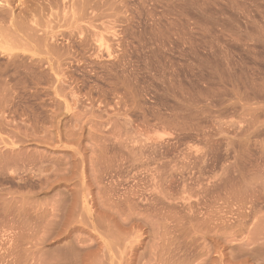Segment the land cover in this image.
Masks as SVG:
<instances>
[{"label":"rangeland","instance_id":"374dc122","mask_svg":"<svg viewBox=\"0 0 264 264\" xmlns=\"http://www.w3.org/2000/svg\"><path fill=\"white\" fill-rule=\"evenodd\" d=\"M0 9V264H264V0Z\"/></svg>","mask_w":264,"mask_h":264},{"label":"bare ground","instance_id":"6f19581e","mask_svg":"<svg viewBox=\"0 0 264 264\" xmlns=\"http://www.w3.org/2000/svg\"><path fill=\"white\" fill-rule=\"evenodd\" d=\"M51 2H52V1H51ZM56 2H57V0H56ZM37 3H38V2H37ZM39 3H40V2H39ZM36 5H37V4H36ZM3 7H4V6H3ZM37 7H38V6H37ZM39 7H40V6H39ZM42 8H43V7H42ZM10 9H11V8H10ZM0 10H1V9H0ZM5 10H6V9H5ZM8 10H9V9H8ZM11 10H12V9H11ZM11 10H10V11H11ZM10 11H9V12H10ZM24 11H25V10H24ZM40 11H41V10H40ZM5 12H6V11H5ZM26 12H27V11H26ZM6 13H7V12H6ZM10 13H11V12H10ZM10 13H9V14H10ZM18 13H19V12H18ZM9 14H8V15H9ZM26 14H27V13H26ZM4 15H5V14H4ZM11 15H12V14H11ZM23 15H24V14H23ZM0 16H1V15H0ZM14 16H15V15H14ZM18 16H19V15H18ZM18 16H17V17H18ZM4 17H5V16H4ZM15 17H16V16H15ZM8 18H9V16L7 17V19H8ZM12 19H13V18H12ZM12 19H11V20H12ZM14 19H15V18H14ZM26 19H27V18H26ZM39 20H40V19H39ZM14 21H16V20H14ZM25 21H26V20H25ZM19 22H20V21H19ZM27 22H28V21H27ZM35 22H36V21H35ZM13 24H14V23H13ZM15 24H16V23H15ZM15 24H14V26H15ZM18 24H20V23H18ZM38 24H39V23H38ZM2 25H4V24H2ZM20 25H22V24H20ZM20 25H19V26H20ZM23 25H24V24H23ZM26 25H27V24H26ZM14 26L12 25L13 28H15ZM16 26H18V25H16ZM4 27H5V26H4ZM9 27H10V26H9ZM23 28H24V27H22V29H23ZM16 29H17V27H16ZM3 30H5V29H3ZM27 30H29V28H28ZM18 31H19V30H18ZM11 32H12V31H11ZM13 32H14V31H13ZM32 33H33V32H32ZM14 34H15V33H14ZM17 34H18V33H17ZM34 34H35V33H34ZM28 35H29V34H28ZM35 35H36V34H35ZM26 37H27V36H26ZM28 37H29V36H28ZM27 39H28V38H27ZM37 39H38V38H37ZM29 40H30V39H29ZM44 43H45V42H44ZM2 49H3V48H2ZM2 70H3V69H2ZM4 89H5V88H4ZM13 161H14V160H13ZM8 162H9V161H8ZM56 182H57V181H56ZM53 183H54V182H53ZM64 198H65V197H64ZM73 200H74V199H73ZM61 201H62V200H61ZM62 204H63V203H62ZM70 204H71V203H70ZM66 205H67V204H66ZM57 207H58V206H57ZM59 208H60V207H59ZM60 209H61V208H60ZM62 209H63V208H62ZM64 209H65V208H64ZM57 210H58V209H57ZM53 211H54V210H53ZM70 211H71V210H70ZM59 212H60V211H59ZM62 212H64V211H62ZM67 212H68V211H67ZM69 213H70V212H69ZM69 213H68V214H69ZM72 213H73V212H72ZM57 214H58V213H57ZM68 214L66 215V217L68 216ZM63 215H64V214H63ZM73 215H74V214H73ZM69 217H70V216H69ZM60 219H61V217H60ZM64 219H65V218H64ZM56 220H57V219H55V222H56ZM64 223H65V221H64ZM66 223H68V222H66ZM48 225H49V224H48ZM65 225H66V224H65ZM47 227H48V226H47ZM50 228H51V227H50ZM57 228H58V227H57ZM48 229H49V228H48ZM54 229H55V228H54ZM62 230H63V229H62ZM49 231H50V230H49ZM63 233H64V232H63ZM47 256H48V255H47ZM47 256H46V257H47ZM43 257H45V256H43ZM47 258H48V257H47ZM39 259H40V257H39L37 260H39ZM43 259H44V258H43ZM49 259H50V258H49ZM66 259H67V258H66ZM45 260H46V259H45ZM47 261H48V260H47ZM54 261H56V260H54ZM44 262H45V261H44ZM61 262H62V261H61ZM52 263H53V262H52ZM68 263H69V262H68ZM41 264H43V263L41 262ZM50 264H51V263H50ZM87 264H88V263H87Z\"/></svg>","mask_w":264,"mask_h":264}]
</instances>
